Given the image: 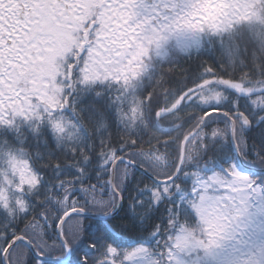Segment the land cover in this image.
I'll list each match as a JSON object with an SVG mask.
<instances>
[{"label":"trees","instance_id":"obj_1","mask_svg":"<svg viewBox=\"0 0 264 264\" xmlns=\"http://www.w3.org/2000/svg\"><path fill=\"white\" fill-rule=\"evenodd\" d=\"M255 7L258 19H237L225 30L210 31L198 48L149 53L129 91L110 81L81 85L71 79L60 96L59 112L51 117L25 118L14 109L1 116L0 189L5 198L0 199V264L20 235L39 254L62 258L56 228L65 214L79 209L99 215L95 209L101 208L106 215L116 208L111 170L117 159L127 158L154 177L169 179L184 137L211 110L232 117L242 113L249 120L245 128L233 118L240 159L248 168L232 146L231 123L219 115L208 117L186 143L180 171L169 183L158 184L136 167L118 164L120 211L107 221L71 217L81 218V233L74 235V246L69 244L65 264H98L110 249L139 246L156 264H174L183 230L195 239L207 235L188 201L201 180L235 165L264 187V0ZM0 52L2 76L4 64L17 65L20 59ZM12 159L32 170L31 186L13 185ZM18 246V257L9 256V264H61L37 260L24 244Z\"/></svg>","mask_w":264,"mask_h":264},{"label":"rangeland","instance_id":"obj_2","mask_svg":"<svg viewBox=\"0 0 264 264\" xmlns=\"http://www.w3.org/2000/svg\"><path fill=\"white\" fill-rule=\"evenodd\" d=\"M258 1L188 0V7L184 11L179 8L172 18L164 11L172 9L166 6V0H156L153 6L142 0L125 10L114 9V15L104 13L88 31L83 25L87 17L58 19L44 13L31 19L25 13L19 18L16 0H0V51L20 59L17 65L15 62L2 66L5 73L0 76V122L10 109L25 118H41L45 113L51 117L60 108V96L71 79L81 85L110 81L129 91L138 81L149 53L158 55L167 47L184 51L198 48L210 31L225 30L237 19H258ZM160 4L162 8L156 7ZM3 58L0 52V61ZM237 140L241 144L239 135ZM236 145L238 148L237 142ZM9 166L15 187L33 184L32 170L24 162L12 159ZM120 178L116 183L119 191ZM4 198L2 187L0 199ZM188 201L196 209L207 235L195 239L183 230L178 235L174 264H264L262 185L230 165L208 180H201ZM103 211L95 209L99 215ZM80 226L81 218L76 217L62 227V235L71 246L76 244L74 235L81 233ZM19 244L23 243L10 251L11 260L18 257ZM98 264L156 261L147 254L146 247L139 246L131 250L110 249Z\"/></svg>","mask_w":264,"mask_h":264},{"label":"flooded vegetation","instance_id":"obj_3","mask_svg":"<svg viewBox=\"0 0 264 264\" xmlns=\"http://www.w3.org/2000/svg\"><path fill=\"white\" fill-rule=\"evenodd\" d=\"M22 3L23 8L26 6L27 2V13L31 19L35 17H41L44 13L51 14L53 17L58 19H72L75 17H87L88 20L84 22V28L88 31L92 30L97 24L98 19L104 13L112 12L114 15L120 10H125L130 4L142 3V0H17ZM156 0H151L148 4L150 6L154 5ZM161 3V0H159ZM188 0H178L171 1L166 0V6H171L172 9H165L166 14H170L172 18L177 15L178 8L187 5ZM19 3V4H20ZM162 8L161 4L156 6ZM40 14H42L40 16ZM63 17V18H62Z\"/></svg>","mask_w":264,"mask_h":264},{"label":"water","instance_id":"obj_4","mask_svg":"<svg viewBox=\"0 0 264 264\" xmlns=\"http://www.w3.org/2000/svg\"><path fill=\"white\" fill-rule=\"evenodd\" d=\"M20 17H22V13L20 14ZM213 115H219V116L224 117V118H226V119H228L230 121V123H231V141H232L233 147L235 149V152L237 153V156L240 159L239 152H238V148H237L236 141H235V123H234L232 117H230V116H228L227 114H224V113H219L217 111H210L209 113H207L204 116L203 121L199 124V126L196 129V131L195 132H191L190 134H188L187 136L184 137V139H183V141L181 143L179 161H178V164H177L175 173L173 174V176L171 178H169L167 180H159V179L155 178L153 175H151L145 169L139 167L138 165H136L135 163H133L132 161H130V160L124 158V157H120L119 159H117L114 162V164L112 166V173H111V186H112V189H113L114 193L117 196V207H116V209L114 211L110 212L107 215L89 214V213H85V212H82V211H75V210L70 211L66 215H64L61 218V220L59 221L58 225H57V237H58V240L61 243V245H62V247H63V249L65 251L64 258H50V257L41 256L36 251L34 245L28 239H26L25 237H23V236L20 235V236H17L14 239V241L4 251L3 257H2L3 263L4 264H8V256H9V253L14 248V246L16 244H18V243H23L29 249V251L32 253V256L35 259H37V260H41V261H44V262L66 263L68 261L70 255H71V248L68 245V243L66 242V240L64 239L61 231H62L63 224L65 223V221L68 218H70L71 216H73L75 214H82L84 217H92V218H97V219L100 218V219H103V220H106L107 221L108 219L112 218L115 214H117L120 211V208H121V205H122L121 196H120V193L115 189V186H114L115 168H116V166L119 163H125L127 165L136 167L140 171H142L145 174H147L153 181H155L158 184H164V183H169V182L173 181L174 178L178 175V173L180 171V168H181V165H182V162H183V159H184L185 146H186L187 141L192 136H194L197 133L198 130L201 129V127L203 126V124L207 120V118L210 117V116H213ZM234 116L240 118L242 126L249 127L248 119L243 114L236 113ZM108 229L110 231H112L110 227H108Z\"/></svg>","mask_w":264,"mask_h":264},{"label":"bare ground","instance_id":"obj_5","mask_svg":"<svg viewBox=\"0 0 264 264\" xmlns=\"http://www.w3.org/2000/svg\"><path fill=\"white\" fill-rule=\"evenodd\" d=\"M240 163H242V162H240Z\"/></svg>","mask_w":264,"mask_h":264}]
</instances>
